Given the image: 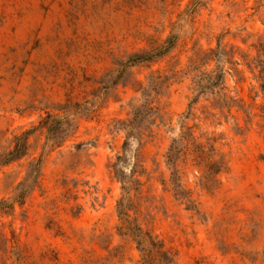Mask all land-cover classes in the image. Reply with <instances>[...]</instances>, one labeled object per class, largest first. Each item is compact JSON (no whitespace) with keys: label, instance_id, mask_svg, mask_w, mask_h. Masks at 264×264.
Returning <instances> with one entry per match:
<instances>
[{"label":"rangeland","instance_id":"obj_1","mask_svg":"<svg viewBox=\"0 0 264 264\" xmlns=\"http://www.w3.org/2000/svg\"><path fill=\"white\" fill-rule=\"evenodd\" d=\"M261 64L264 0H0V264H143L119 229L118 155L140 181L129 218L171 264H264ZM220 71V88L197 94L198 77ZM144 90L162 119L123 146ZM186 127L224 162L210 177L212 155L180 153L190 207L166 157ZM27 129L26 153L1 163Z\"/></svg>","mask_w":264,"mask_h":264},{"label":"trees","instance_id":"obj_2","mask_svg":"<svg viewBox=\"0 0 264 264\" xmlns=\"http://www.w3.org/2000/svg\"><path fill=\"white\" fill-rule=\"evenodd\" d=\"M173 37L167 39V46L163 47L162 51L166 50L170 47L173 43ZM150 56L148 54L144 55H137L135 56L132 61L136 60H146ZM259 76L261 79H264V65L261 64V68L259 69ZM224 80L223 72H218L215 76L212 74H202L196 80L195 90L197 94H203L206 90L213 91L215 87L221 86ZM261 90L264 95V82L261 83ZM149 90H144L142 92L143 101L142 103L132 107V117L127 121H123L122 129L125 131L126 139L123 142V146L127 144V140L129 138H135L140 142L141 140V128H147L148 125H151L155 119L161 120L162 117L159 113V110L156 106H153L152 103L148 100L147 96L149 95ZM196 97L192 100L194 101ZM262 111L264 112V106H261ZM54 121L55 119L50 118L47 115L46 121ZM57 127H53L52 124H48L46 126L47 132V141H55V132ZM31 129H27L23 131L19 136L15 138V144L12 150H10L6 156H4L1 160V163L7 164L11 160L17 159L23 156L26 153L27 148V137L30 134ZM214 139L211 138V142L208 144V151L205 152L204 145L201 143H195L194 137L192 132L190 131L189 127H186V130L182 132L180 139L173 138L169 149L167 151V164L171 167L170 171V181L172 187L174 189L175 194L187 202V206L190 207L191 200L189 198L188 191L183 188L180 176L178 175V170L175 167L176 160L180 156V153L186 149L188 144H192L194 150L198 152V157L202 158L204 155H212L211 159L206 165V174L212 177L214 174L218 173L221 168L223 167V159L219 157V159L213 158L214 153ZM118 162L112 164V170L114 176L122 183V189L127 194L120 198L117 202V212L118 216L122 222L121 226L119 227L120 231L123 234H128L137 244L138 250L141 253V259L143 264H171L173 262V257L170 252L164 247L163 243L160 240H157L152 234L144 230L140 225L134 223V220L129 218L128 210L130 204L128 203L129 200V190L131 185L134 183L139 184L140 181L138 178H135V169L131 171L130 174H125L118 168L120 156H116ZM39 172V160L33 166V169L28 172L29 178L32 177V173ZM209 177V178H210ZM27 189L22 188L19 194L16 196L15 200H22L24 195L26 194ZM4 203L3 201H1ZM10 205V204H9ZM12 205V204H11Z\"/></svg>","mask_w":264,"mask_h":264}]
</instances>
